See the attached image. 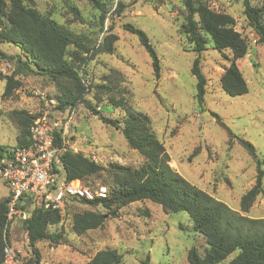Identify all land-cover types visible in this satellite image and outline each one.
I'll use <instances>...</instances> for the list:
<instances>
[{
	"label": "rangeland",
	"instance_id": "1",
	"mask_svg": "<svg viewBox=\"0 0 264 264\" xmlns=\"http://www.w3.org/2000/svg\"><path fill=\"white\" fill-rule=\"evenodd\" d=\"M34 1L42 13L51 14L62 27L86 36L91 47L98 46L110 32L118 35L113 53L97 54L84 72L87 83H102L106 76L110 77L113 90L104 93L101 102L94 99V90L87 97L101 111V116L116 119L121 125L129 108L147 114L171 157V165L189 181L240 211L241 197L255 184L257 168L238 138L252 142L258 157L264 159V43L258 42V35L248 23L243 0L208 2L215 11L231 14L236 29L249 43L248 54L239 61L249 90L232 96L222 88L221 77L232 54L228 49L217 50L210 39L208 48L200 56L201 70L207 79L202 102L197 100V80L192 73L197 54L185 48L180 32L184 19L182 0H102L108 10L104 23L100 19L102 11L90 0ZM250 1L256 6L264 5V0ZM120 3L121 11L116 13ZM71 7L79 13L78 18ZM125 23L146 32L160 59L159 79L155 78L148 51L136 34L124 29ZM0 50L25 58L19 46L8 42H0ZM2 60L10 61L14 68L17 65L16 59L0 55ZM6 75L9 74L0 70V148L17 145L21 129L13 117L14 110L37 111L45 105L42 96L55 100V109L58 108L55 83L34 73L23 76L22 85L13 95L3 98ZM111 97L123 101L124 107L111 104ZM214 115L229 126L233 139ZM63 116L70 118L69 134L73 141L88 156L94 153L104 167L111 169L119 164L136 168L143 163V156L129 147L121 130L106 123L84 104L66 109ZM105 179L111 178L103 171L91 181L100 183ZM7 193L8 188H0V198ZM74 205L65 211L63 242L38 244L41 261L84 264L99 250L111 248L123 254L122 264H142L146 259L149 264H190L189 249L197 246L204 252L207 247L205 237L194 230L186 212L169 214L161 205L147 199L123 206L118 216L110 215L101 227L80 235L71 229L74 213L94 208L80 203ZM244 214L264 217V197L258 196ZM19 222L16 219L12 225ZM15 246L26 252L21 240ZM52 248L57 254H49ZM235 255L231 254L225 262Z\"/></svg>",
	"mask_w": 264,
	"mask_h": 264
},
{
	"label": "trees",
	"instance_id": "2",
	"mask_svg": "<svg viewBox=\"0 0 264 264\" xmlns=\"http://www.w3.org/2000/svg\"><path fill=\"white\" fill-rule=\"evenodd\" d=\"M102 11L101 23L107 16L106 4L102 0H90ZM184 19L180 32L184 38V46L193 50L194 59L192 73L197 84V100L202 102L206 93L207 79L201 70L200 56L208 47L210 39L214 47L223 52L230 50L232 57L222 77V88L230 95H242L248 92V82L239 66L249 51V43L236 27L234 17L226 12H218L211 8L208 0H182ZM244 14L249 25L258 35V42L264 43V5L256 6L250 0H243ZM76 17L79 13L71 7ZM121 11V3L116 13ZM124 29L136 34L152 59V67L156 79L161 77V65L158 54L146 32L132 23H125ZM118 39L115 33H108L96 47L88 44L84 35L74 34L62 27L51 14L42 13L34 0H0V42H8L19 46L25 55H7L0 50V55L16 59L17 65L5 80L3 98H8L22 85V77L31 73L45 76L57 87L58 110L74 109L84 104L96 114L97 110L87 95L94 90V99L101 102L104 93L113 88L110 77L106 76L102 83H87L84 72L87 65L102 52L113 53L114 42ZM108 80V82H107ZM111 104L123 106V101L110 98ZM216 121L226 129L230 138L234 134L229 126L214 115ZM13 117L20 127L17 146L31 143L30 126L34 115L28 110H14ZM102 119L121 130L130 148L138 151L144 158L136 168L114 164L111 169L92 160L87 154L75 153L72 150L61 153V168L68 180L80 179L92 187L105 185L109 189L106 198L68 202L63 211L45 209L35 205L28 196L20 208L30 212V217L19 219V225L7 229L8 240L15 246L21 240L27 255L22 256L24 264H37L42 254L38 244L44 241L63 242L66 212L75 203L86 204L94 210L76 212L71 221V229L76 234L101 227L108 216H118L119 210L132 202L150 200L162 206L166 213L184 211L193 223L195 231L203 235L207 242L204 252L197 246L188 251L190 264H264V217H252L249 212L258 196L264 197V159L258 157L255 145L244 138L238 142L255 160L257 175L255 184L241 197V210L231 208L227 203L189 181L171 165V157L164 143L152 128L150 117L135 109L129 108L127 117L121 125L116 119L101 116ZM71 130V128H70ZM60 133H56V143L60 144ZM71 136V135H70ZM73 139V138H72ZM12 146H2L0 157ZM103 171L109 174L110 180L100 183L91 181L101 176ZM8 195L0 198V264H3L4 231L7 223ZM96 208L107 210L99 211ZM96 209V210H95ZM66 211V212H65ZM236 253L230 261L226 259ZM21 255V254H20ZM123 254L117 249L99 250L84 264H122ZM72 264V263H70ZM142 264H149L146 259Z\"/></svg>",
	"mask_w": 264,
	"mask_h": 264
},
{
	"label": "built area",
	"instance_id": "3",
	"mask_svg": "<svg viewBox=\"0 0 264 264\" xmlns=\"http://www.w3.org/2000/svg\"><path fill=\"white\" fill-rule=\"evenodd\" d=\"M0 70L12 74L14 67L8 60L0 62ZM45 105L37 111H29L34 115L30 126L31 143L26 146H12L0 157V188H8L7 223L4 231L3 264H24L22 250L8 240L10 224L16 219L25 220L30 212L20 208L28 196L35 205L45 209L63 211L68 202L106 198L109 189L105 185L92 187L80 179L68 180L61 168L60 155L72 150L84 152L69 134L70 118L55 109L56 101L46 99ZM60 133V144L56 143V133ZM91 156V157H90ZM89 157L98 162L97 156ZM21 254V255H20Z\"/></svg>",
	"mask_w": 264,
	"mask_h": 264
},
{
	"label": "crops",
	"instance_id": "4",
	"mask_svg": "<svg viewBox=\"0 0 264 264\" xmlns=\"http://www.w3.org/2000/svg\"><path fill=\"white\" fill-rule=\"evenodd\" d=\"M49 254L51 255H55V254H57V250L56 249H54V248H52L50 251H49ZM37 264H51L50 262H45V260L44 261H40V262H38Z\"/></svg>",
	"mask_w": 264,
	"mask_h": 264
},
{
	"label": "water",
	"instance_id": "5",
	"mask_svg": "<svg viewBox=\"0 0 264 264\" xmlns=\"http://www.w3.org/2000/svg\"><path fill=\"white\" fill-rule=\"evenodd\" d=\"M205 112H206V111H205ZM205 112H204V113H205ZM99 115L101 116V114H99Z\"/></svg>",
	"mask_w": 264,
	"mask_h": 264
}]
</instances>
